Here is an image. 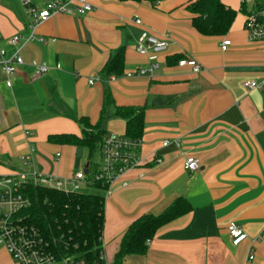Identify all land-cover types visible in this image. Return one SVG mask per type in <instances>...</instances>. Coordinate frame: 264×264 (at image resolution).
I'll return each mask as SVG.
<instances>
[{
    "label": "crops",
    "instance_id": "crops-1",
    "mask_svg": "<svg viewBox=\"0 0 264 264\" xmlns=\"http://www.w3.org/2000/svg\"><path fill=\"white\" fill-rule=\"evenodd\" d=\"M190 2L88 0L93 7L89 14H57L32 30L19 0L0 1V50L11 57L17 47L6 41L19 35L24 60L12 77L0 66V175L22 171L21 158L35 147L29 170L73 178L85 170L87 163L76 169L84 148L50 142L49 137L82 136L79 121L84 118L92 126L99 124L105 136H123L126 122L118 110L144 115L142 164L106 198L107 264L113 263L133 222L146 214L160 215L179 197L192 210L160 229L145 255L128 261L264 264V240H258L264 232V40L249 41L245 19L253 6L241 12L242 0H223L238 14L228 34L214 37L193 26ZM144 33L168 40V49L158 55L152 76L127 77L149 67L136 50ZM31 36L34 40L24 44ZM224 40L231 41L226 52L221 50ZM119 52L124 73L107 79L103 70ZM189 60L201 67L199 74L186 65ZM44 63L50 71L37 77L36 67ZM97 77L102 81L90 85L89 79ZM251 81L260 88L243 87ZM166 141L171 144L164 147ZM187 157L199 161L197 172L184 169ZM232 223L247 235L239 246L228 234ZM251 249L254 261L248 260ZM0 264H16L1 241Z\"/></svg>",
    "mask_w": 264,
    "mask_h": 264
},
{
    "label": "built area",
    "instance_id": "built-area-1",
    "mask_svg": "<svg viewBox=\"0 0 264 264\" xmlns=\"http://www.w3.org/2000/svg\"><path fill=\"white\" fill-rule=\"evenodd\" d=\"M19 1L30 19L32 30L57 14L85 16L93 10L88 0H44L42 6L34 4L32 0ZM255 1L242 0V3L254 6ZM71 5L74 7L73 9L70 8ZM135 24L141 25L142 22L137 19ZM245 28L250 42L264 40V7L261 9L252 7V10L246 14ZM1 40L0 34V42ZM22 40L21 36L15 35L6 41L9 45L17 47L16 52L9 58L6 57L5 49L0 50V66L9 77L17 73L19 66L24 65V60L20 54L21 48L18 47ZM33 40L34 38L31 36L24 41V44ZM230 45L231 41L224 40L221 44L222 52H226ZM168 46V40H161L144 33L137 40L136 50L139 55L147 58L149 67L139 68L137 71L127 73L126 76H152L158 69V55L167 51ZM186 65L191 67L195 74L201 72V67L194 60L187 61ZM57 68L59 69L60 66L58 65ZM49 71L50 67L44 63L36 67L35 74L37 77H42ZM96 81L102 80L99 77L91 78L89 84L93 85ZM260 86L258 82L254 81L243 84V87L248 91L260 88ZM27 135H30V133H27ZM170 144L171 142L166 141L163 145L167 147ZM141 148L142 141L140 139H133L125 135L108 134L102 144L100 164L91 162L88 173H85L84 170L77 173L73 178L62 179L44 176L29 170L34 165L36 152L35 147H30L29 154L21 158L22 171L10 175H0V241L5 245L13 261L16 264H81L71 259L58 260L48 250V243L44 241L40 231L23 223L20 213L30 206L29 199L22 192L25 184L30 183L65 192H78L87 186L103 185L108 188V196L110 189L118 181L130 171L141 166L142 159L139 153ZM60 156V154L57 155V157ZM199 168V161L196 158L187 157L185 159L184 169L186 171L195 173ZM228 234L234 246H239L247 239L246 233L234 223L229 225ZM258 240H264V232ZM248 260H255L253 249L249 252Z\"/></svg>",
    "mask_w": 264,
    "mask_h": 264
},
{
    "label": "trees",
    "instance_id": "trees-1",
    "mask_svg": "<svg viewBox=\"0 0 264 264\" xmlns=\"http://www.w3.org/2000/svg\"><path fill=\"white\" fill-rule=\"evenodd\" d=\"M142 1V0H138ZM158 2L161 0H149ZM241 12L247 13V4ZM264 7V0H256L254 9ZM188 11L193 16V26L204 36H225L230 31L237 12L223 3V0H191ZM122 52L111 57L103 70L109 78L113 73H124ZM110 95L106 98L109 101ZM118 114L126 122L125 136L139 139L143 135L144 115L141 111L120 109ZM82 136L72 134L49 137L50 142L84 148L88 160L100 156L105 132L98 124L90 125L81 119ZM141 140V139H140ZM108 188L92 185L78 192L59 191L33 184H25L23 194L30 206L20 214L23 223L37 228L48 250L58 260L71 259L81 264H106L103 233L105 229V204ZM192 210L183 197L177 198L160 215L146 214L133 222L124 233L112 264H127L131 257L146 254L148 244L156 233L176 219Z\"/></svg>",
    "mask_w": 264,
    "mask_h": 264
},
{
    "label": "rangeland",
    "instance_id": "rangeland-1",
    "mask_svg": "<svg viewBox=\"0 0 264 264\" xmlns=\"http://www.w3.org/2000/svg\"><path fill=\"white\" fill-rule=\"evenodd\" d=\"M88 162H89V160H88V151L86 149H80L79 153H78V159H77V162H76V169L78 170V169L82 168ZM91 162L93 164H100L101 163L100 156L95 157L94 159H92ZM128 264H134L133 260H129Z\"/></svg>",
    "mask_w": 264,
    "mask_h": 264
},
{
    "label": "water",
    "instance_id": "water-1",
    "mask_svg": "<svg viewBox=\"0 0 264 264\" xmlns=\"http://www.w3.org/2000/svg\"><path fill=\"white\" fill-rule=\"evenodd\" d=\"M89 165H90V163H87V164H86V167H85V173H88Z\"/></svg>",
    "mask_w": 264,
    "mask_h": 264
}]
</instances>
